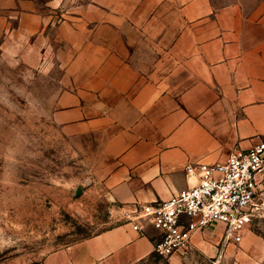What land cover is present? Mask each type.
<instances>
[{"label":"crops","instance_id":"crops-1","mask_svg":"<svg viewBox=\"0 0 264 264\" xmlns=\"http://www.w3.org/2000/svg\"><path fill=\"white\" fill-rule=\"evenodd\" d=\"M0 31L24 62L62 71L53 121L108 161L119 207L121 223L41 264L152 262L139 208L193 186L187 165L264 140V0H0ZM224 232L196 233L169 264H207Z\"/></svg>","mask_w":264,"mask_h":264},{"label":"rangeland","instance_id":"rangeland-1","mask_svg":"<svg viewBox=\"0 0 264 264\" xmlns=\"http://www.w3.org/2000/svg\"><path fill=\"white\" fill-rule=\"evenodd\" d=\"M0 31V264H41L119 223L109 163L53 121L62 71L24 62ZM123 219L127 214H123ZM209 230V229H208ZM233 244L231 248L229 245ZM154 254L147 264H169ZM264 264V211L207 264Z\"/></svg>","mask_w":264,"mask_h":264},{"label":"built area","instance_id":"built-area-1","mask_svg":"<svg viewBox=\"0 0 264 264\" xmlns=\"http://www.w3.org/2000/svg\"><path fill=\"white\" fill-rule=\"evenodd\" d=\"M185 172L196 179L193 186L142 205L130 220L136 231L141 223L155 229L154 253L164 258L188 256L196 233L219 226L227 244L264 211V140L248 151L234 149L224 162L189 164Z\"/></svg>","mask_w":264,"mask_h":264}]
</instances>
